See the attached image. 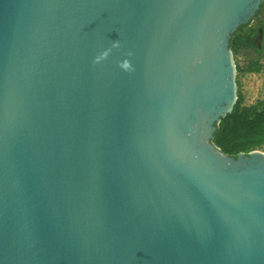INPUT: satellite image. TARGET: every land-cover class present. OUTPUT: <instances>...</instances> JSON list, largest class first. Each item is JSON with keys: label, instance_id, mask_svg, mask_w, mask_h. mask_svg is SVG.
Masks as SVG:
<instances>
[{"label": "water", "instance_id": "1", "mask_svg": "<svg viewBox=\"0 0 264 264\" xmlns=\"http://www.w3.org/2000/svg\"><path fill=\"white\" fill-rule=\"evenodd\" d=\"M263 2L0 0V264H264V153L212 142Z\"/></svg>", "mask_w": 264, "mask_h": 264}, {"label": "trees", "instance_id": "2", "mask_svg": "<svg viewBox=\"0 0 264 264\" xmlns=\"http://www.w3.org/2000/svg\"><path fill=\"white\" fill-rule=\"evenodd\" d=\"M263 18L264 2L250 23L240 26L229 41L232 55H237L244 49H252L255 54V58L249 60L243 67L236 66L238 72L259 73L262 70L260 63L262 49L255 47L252 41L260 29L263 32ZM251 22H255L256 27L252 28ZM243 30L245 31L240 33ZM237 96L231 112L217 125L212 142L223 154L230 157H236L239 153L248 154L255 150L264 152V99L253 105L243 106L240 96Z\"/></svg>", "mask_w": 264, "mask_h": 264}, {"label": "rangeland", "instance_id": "3", "mask_svg": "<svg viewBox=\"0 0 264 264\" xmlns=\"http://www.w3.org/2000/svg\"><path fill=\"white\" fill-rule=\"evenodd\" d=\"M262 20H263V27H262L263 33L259 34L258 31V34L255 37H253L252 44L258 49H262L263 57L261 59V63L263 65V69L259 74H254V75L240 72L239 76L237 77V83H238L237 91L238 94L241 95V97L243 98V102L246 105L254 103L258 99L264 97V18ZM254 27H256L255 22L252 23V28ZM244 31L245 30L241 31L240 33H243ZM232 57L235 66L241 68L249 60L254 59L255 54L253 53L252 49H244V50H240V52L237 55H232Z\"/></svg>", "mask_w": 264, "mask_h": 264}, {"label": "built area", "instance_id": "4", "mask_svg": "<svg viewBox=\"0 0 264 264\" xmlns=\"http://www.w3.org/2000/svg\"><path fill=\"white\" fill-rule=\"evenodd\" d=\"M263 33V32H262ZM262 57H263V52H262ZM260 63H261V61H260ZM261 65H262V63H261ZM262 69H263V65H262ZM262 71V70H261ZM260 71V72H261ZM240 72L241 73H245V74H252V75H254V74H259V73H247V72H243V71H237V69H236V66H235V85H236V100H237V95H239L238 94V91H237V88H238V83H237V77L239 76V74H240ZM240 96V98H241V100H242V105L243 106H250V105H253L254 103H256L257 101H260V100H263L264 99V97H262L261 99H258L257 101H255L254 103H251V104H249V105H246V104H244V102H243V98L241 97V95H239Z\"/></svg>", "mask_w": 264, "mask_h": 264}]
</instances>
